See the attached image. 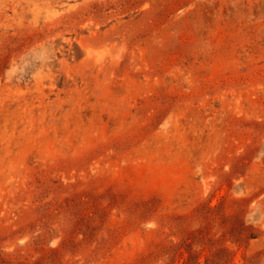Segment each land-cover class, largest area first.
Instances as JSON below:
<instances>
[{"label": "rangeland", "instance_id": "1", "mask_svg": "<svg viewBox=\"0 0 264 264\" xmlns=\"http://www.w3.org/2000/svg\"><path fill=\"white\" fill-rule=\"evenodd\" d=\"M0 264H264V0H0Z\"/></svg>", "mask_w": 264, "mask_h": 264}, {"label": "bare ground", "instance_id": "2", "mask_svg": "<svg viewBox=\"0 0 264 264\" xmlns=\"http://www.w3.org/2000/svg\"><path fill=\"white\" fill-rule=\"evenodd\" d=\"M36 15H38V13H35Z\"/></svg>", "mask_w": 264, "mask_h": 264}]
</instances>
